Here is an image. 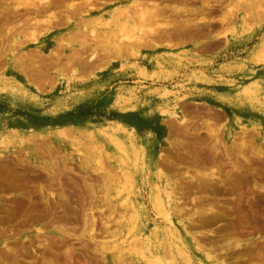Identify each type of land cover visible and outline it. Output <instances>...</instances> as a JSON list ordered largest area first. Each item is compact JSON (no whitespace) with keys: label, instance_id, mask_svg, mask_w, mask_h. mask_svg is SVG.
I'll return each mask as SVG.
<instances>
[{"label":"rangeland","instance_id":"obj_1","mask_svg":"<svg viewBox=\"0 0 264 264\" xmlns=\"http://www.w3.org/2000/svg\"><path fill=\"white\" fill-rule=\"evenodd\" d=\"M41 1L0 0V264H264V0Z\"/></svg>","mask_w":264,"mask_h":264},{"label":"bare ground","instance_id":"obj_2","mask_svg":"<svg viewBox=\"0 0 264 264\" xmlns=\"http://www.w3.org/2000/svg\"><path fill=\"white\" fill-rule=\"evenodd\" d=\"M23 1V0H22ZM51 1V0H50ZM53 1H57V0H53ZM165 1V0H164ZM46 2V1H45ZM45 2H43V1H41V0H24V3H22V4H19L17 7H19V6H22V7H24L25 9H32L34 12L33 13H36L35 11H36V9H39L40 7L41 8H43V7H45L44 5H45ZM56 3V2H55ZM47 4V3H46ZM51 4H54V3H51ZM152 4V3H151ZM90 5V4H89ZM206 5V4H205ZM208 5V4H207ZM76 6V5H75ZM213 6V5H212ZM47 7V6H46ZM80 7V6H79ZM78 7V8H79ZM152 7H153V5H152ZM211 7V6H210ZM48 8V7H47ZM146 9V8H145ZM31 10V11H32ZM41 10H43V9H41ZM91 10V9H90ZM153 10V9H152ZM156 10L158 11V9L156 8ZM160 10V9H159ZM29 11V10H28ZM141 11V10H140ZM17 12V11H16ZM26 12H27V10H26ZM15 13V12H14ZM28 13V12H27ZM11 14H13V12H11ZM16 14V13H15ZM18 14V13H17ZM16 14V15H17ZM20 14V13H19ZM15 15V16H16ZM14 16V15H13ZM19 16V15H18ZM17 17V16H16ZM19 18V17H18ZM16 20V19H15ZM14 21V20H13ZM136 23V22H135ZM136 25V24H135ZM176 28V27H175ZM181 28V27H180ZM131 30V29H130ZM141 29H139V31H140ZM124 31V30H123ZM125 32V31H124ZM127 32V31H126ZM130 33H131V31H129ZM141 32V31H140ZM121 34H122V32H120ZM128 33V32H127ZM168 33V32H167ZM177 34H179V33H177ZM176 35V34H175ZM130 38V37H129ZM128 38V39H129ZM124 39H125V36H124ZM33 40V39H32ZM132 40V39H131ZM133 42H134V40H133ZM130 43H132V42H130ZM139 44V43H138ZM142 44V43H141ZM140 44V45H141ZM256 57L257 56H255L254 58L256 59ZM262 58L264 59V53H263V55H262ZM242 67H247V65L246 64H240ZM141 74V73H140ZM154 76V75H153ZM155 78V77H154ZM260 83V82H259ZM259 83H258V81H256V80H251L250 82H247V83H243L242 84V86H241V88L240 89H238V90H235V93L237 94V95H251V93H253L254 91H255V89L256 88H258V87H260V85H259ZM239 84V83H238ZM163 91V90H162ZM168 92V91H167ZM132 91L131 92H129V93H127L126 95H123V94H121V93H117L118 95L116 96V98H115V103H119V104H122V103H124L125 101H126V99L128 98V96H131L132 95ZM260 98V97H259ZM177 102V101H176ZM167 107H169V106H167ZM166 108V107H165ZM162 113L164 114V115H167V116H169V117H172V118H177V119H179V121L181 122L182 121V119L180 118V115H179V112H178V108L176 107V105H174V106H172V108H168V109H165L164 111H162ZM183 114V113H182ZM172 120H170V122H171ZM174 122V121H173ZM184 122H186V121H184ZM178 123V122H177ZM187 123V122H186ZM190 123H192V122H190ZM181 125H183V124H181ZM190 125V124H189ZM180 126V125H179ZM187 127V126H186ZM189 127V126H188ZM187 129V128H186ZM182 130V129H181ZM185 130V129H184ZM165 131V130H164ZM170 132V131H169ZM176 133V132H175ZM170 135V134H169ZM187 135H189V134H187ZM151 136V132L148 130V129H146V130H143V132L140 134V137H138L139 139H142V142H144V141H146L149 137ZM212 137V136H211ZM135 139V138H134ZM143 139H145V140H143ZM212 139V138H211ZM138 141V140H137ZM145 143V142H144ZM173 148V147H172ZM195 156V155H194ZM197 158V157H196ZM156 159V158H155ZM197 161V160H196ZM136 166V165H135ZM146 173V172H145ZM238 173V172H237ZM226 175V174H225ZM227 178V177H226ZM204 179V178H203ZM206 180V179H205ZM228 180V179H227ZM202 181V180H201ZM201 183V182H200ZM199 183V184H200ZM178 184V183H177ZM180 185V184H179ZM202 185V184H201ZM204 185V184H203ZM154 186V185H153ZM174 187V186H173ZM172 187V188H173ZM63 189V188H62ZM174 189V188H173ZM164 190V189H163ZM174 192V191H173ZM137 193H139V191L137 190ZM165 194H166V192H165ZM177 194V193H176ZM164 196V195H163ZM175 196V195H174ZM49 197V196H48ZM162 197V196H161ZM139 198V197H138ZM166 200H167V205H162V202H161V200H159V199H156L155 200V202H156V205H157V207L158 208H160V209H166V211H165V213H166V221L168 222V224L169 225H175L174 224V222L175 221H173V219H172V215H171V213H169L170 211H171V207H172V205H173V197H172V195H171V193L169 192V193H167L166 194ZM175 201H176V199H175ZM31 203V202H30ZM138 204V203H137ZM149 205V204H148ZM131 206V205H130ZM139 206H140V203H139V205H137V207H135V215H131V218L130 219H132L131 220V224H132V228H131V231H135L136 230V228H137V226L138 225H140V224H143V227L145 226V224L143 223V221H142V219H141V215L139 214V211H138V209H139ZM167 207H168V209H167ZM153 208V207H152ZM31 210V209H30ZM126 211H128V209L126 208ZM125 211V212H126ZM131 211V210H130ZM160 211V210H159ZM169 211V212H168ZM35 212V211H34ZM32 213V212H31ZM129 214V213H128ZM146 218V217H145ZM39 219V218H38ZM36 221H38V220H36ZM142 227V226H141ZM158 228V227H157ZM176 233V232H175ZM173 234V233H172ZM187 238V237H186ZM205 240V239H204ZM199 242V241H198ZM143 244H147V240H145L144 242H142ZM207 244V243H206ZM146 248V247H145ZM179 249V248H178ZM148 251V250H147ZM168 255V254H167ZM169 257V256H168ZM9 258V257H8ZM7 258V259H8ZM13 259H15V258H13ZM147 262V261H146ZM155 262V261H154ZM214 263V262H213ZM223 262H221L220 264H222ZM216 264V263H215Z\"/></svg>","mask_w":264,"mask_h":264}]
</instances>
